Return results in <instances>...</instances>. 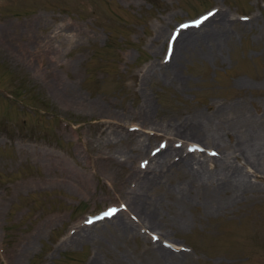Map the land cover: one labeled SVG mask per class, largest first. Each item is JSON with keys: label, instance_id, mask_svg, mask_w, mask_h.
Here are the masks:
<instances>
[{"label": "rangeland", "instance_id": "1", "mask_svg": "<svg viewBox=\"0 0 264 264\" xmlns=\"http://www.w3.org/2000/svg\"><path fill=\"white\" fill-rule=\"evenodd\" d=\"M218 11L229 31L215 48L196 44L160 70L180 31ZM234 103L264 122V0H0V264H264V157L258 176L235 155V121L222 139L244 184L224 205L198 196L180 217L167 196L163 234L128 204L144 175L167 169L162 151L220 153L169 121L230 117ZM115 216L133 232L77 237Z\"/></svg>", "mask_w": 264, "mask_h": 264}, {"label": "bare ground", "instance_id": "2", "mask_svg": "<svg viewBox=\"0 0 264 264\" xmlns=\"http://www.w3.org/2000/svg\"><path fill=\"white\" fill-rule=\"evenodd\" d=\"M207 17L208 19L204 20L203 23L198 27H190L180 31L179 36L181 39L179 37L176 40L174 52L170 59L171 61L169 65H159L160 70L165 67L171 70L170 73L176 71L178 69L179 62L186 55L190 47L196 44L204 46L207 43L208 47L213 48L219 39L227 34L229 31V27H226L228 20H226L225 16L222 14V11H218L215 16ZM72 95L74 98L79 96L77 92H73ZM241 106H243V104L234 103L230 108V117H228L227 114H222L221 109H217L213 116L200 114L199 118L194 117L187 122H176L173 120L169 121L167 128L170 130H173L177 134L195 136L196 138H202L204 141L213 142L220 147V153L217 157L215 155L212 156L197 153V151L193 150L189 151L187 154L185 153L186 155L181 154L177 160L173 159L170 161L173 150L162 151L159 154V158L162 159L161 164L168 165L167 169H161L162 171L160 170L159 173H150L144 175L143 178L140 179L141 181L139 186L131 190L129 189L128 191V204L138 212V216L140 215L142 220H145L150 226L158 228L160 232L164 234V222H158V220H160L159 215L161 213L159 207L164 203L163 199L165 197L172 196L173 200H176V203L178 206H180L179 215L180 217H183L184 206H186L192 198L202 196L208 206L219 208L226 203L227 197L235 194L243 187L244 183L241 179V176L244 174L241 175V171L238 169V167L230 166V164L227 165L226 161H228V153L230 152L231 147L222 139V132H227L233 125H235L232 124V121L236 122V126L237 124L239 125L242 132L239 137L240 139L238 138L232 147L233 152L235 155H237V152L238 154H242L246 158H244L246 162H248V164H250L252 167H255L256 171L262 170L257 169L258 167L255 165L254 159L259 160L264 157V142L262 144V142L259 141L260 139L256 140V138H258V133L263 131L262 129L264 128V122H258V120L254 121L251 119L250 114L246 113L247 110L241 109ZM148 114H150L149 106L145 108V111L142 115L144 116L142 120L147 121L149 116ZM255 145L257 147L254 149L258 152L254 156V154L250 153L249 151H251ZM221 153H223V155ZM209 160H211L212 163H209ZM173 170H175L177 176H179L176 180L175 178L171 179V177H169L170 172ZM260 172L261 174L258 176L262 175V171ZM100 219L102 220L99 221L105 222H100L98 224L97 222L99 221L93 222L96 223L94 224V228H91L90 230L84 229L82 233L79 232L77 234V237H79L81 240L94 239L96 237L104 238L108 233L111 232H119L125 236L132 233L134 230L130 222L123 217L115 216L111 217V220H108L109 218L106 217H102ZM143 239H145L144 236ZM70 240H73V236H71ZM153 247L155 249V253L160 256H166L170 250L163 246V244L159 243L155 244ZM182 252L184 251H180V253ZM167 258H169V256ZM91 264L103 263L99 260V256L97 255L95 258H93Z\"/></svg>", "mask_w": 264, "mask_h": 264}, {"label": "snow or ice", "instance_id": "3", "mask_svg": "<svg viewBox=\"0 0 264 264\" xmlns=\"http://www.w3.org/2000/svg\"><path fill=\"white\" fill-rule=\"evenodd\" d=\"M209 15H212V14L209 13ZM206 19H208L207 16L203 17V19H202L201 21H197V22H196V26H199V24L202 23L203 20H206ZM181 27H187V25H182ZM173 39H175V37H173ZM114 211H115V210H111V211L105 213V215H112V214L114 213ZM89 223H91V221H89Z\"/></svg>", "mask_w": 264, "mask_h": 264}]
</instances>
